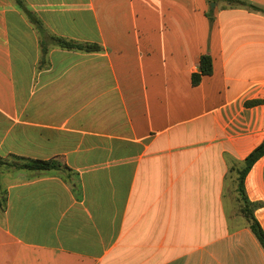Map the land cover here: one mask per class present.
Wrapping results in <instances>:
<instances>
[{
  "label": "crops",
  "instance_id": "crops-1",
  "mask_svg": "<svg viewBox=\"0 0 264 264\" xmlns=\"http://www.w3.org/2000/svg\"><path fill=\"white\" fill-rule=\"evenodd\" d=\"M21 1L0 0V158L66 167L0 166V264H264L237 183L264 141V13ZM245 189L264 231V156Z\"/></svg>",
  "mask_w": 264,
  "mask_h": 264
},
{
  "label": "trees",
  "instance_id": "trees-1",
  "mask_svg": "<svg viewBox=\"0 0 264 264\" xmlns=\"http://www.w3.org/2000/svg\"><path fill=\"white\" fill-rule=\"evenodd\" d=\"M18 3H22L21 0H16ZM214 2L223 1L225 7L230 8H246L251 11L264 13V8L250 3L246 0H213ZM53 42L62 49L66 50H78L83 52H94L100 48L97 45L84 44L73 40H67L62 37L52 36ZM213 60L210 55H203L201 57L199 72L195 73L192 78L194 86L201 83L203 77L211 76L213 74ZM264 156V141L255 148L245 159L243 166L237 170V183L240 193V201L242 202L241 211L249 222V227L252 233L260 242L264 249V231L255 217V210L258 208V203L251 202L246 194L245 179L250 172L254 164ZM0 166L10 169L11 171H26L47 173L51 171H60L66 166L62 162V158L57 157L50 160L30 159L21 156H13L10 160H4L0 158Z\"/></svg>",
  "mask_w": 264,
  "mask_h": 264
},
{
  "label": "water",
  "instance_id": "water-1",
  "mask_svg": "<svg viewBox=\"0 0 264 264\" xmlns=\"http://www.w3.org/2000/svg\"><path fill=\"white\" fill-rule=\"evenodd\" d=\"M212 7H213V8L215 7V4H214V3L212 4Z\"/></svg>",
  "mask_w": 264,
  "mask_h": 264
}]
</instances>
